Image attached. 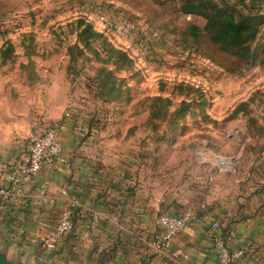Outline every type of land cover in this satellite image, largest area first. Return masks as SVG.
I'll list each match as a JSON object with an SVG mask.
<instances>
[{
  "label": "rangeland",
  "instance_id": "374dc122",
  "mask_svg": "<svg viewBox=\"0 0 264 264\" xmlns=\"http://www.w3.org/2000/svg\"><path fill=\"white\" fill-rule=\"evenodd\" d=\"M185 2L0 0L1 99L42 129L57 127L45 121L43 97L63 76L62 98L75 94L87 124L82 136L126 148L151 140L166 168L197 171L193 185L209 202L264 215V6L212 0L235 19L253 18L255 38L237 53L211 42ZM99 16L127 18L135 34L107 31Z\"/></svg>",
  "mask_w": 264,
  "mask_h": 264
},
{
  "label": "crops",
  "instance_id": "0c3cea01",
  "mask_svg": "<svg viewBox=\"0 0 264 264\" xmlns=\"http://www.w3.org/2000/svg\"><path fill=\"white\" fill-rule=\"evenodd\" d=\"M61 79L63 82V76ZM62 82L46 88L43 111L45 121L57 125L65 162L45 165L24 184L27 199L3 205L0 249L8 257L29 264L37 258L47 264H216L212 226L219 223L221 230L229 227L235 233L230 249L243 252L233 264H264V215L258 207L248 204L239 209L235 203L209 202L193 185L200 180L197 171L166 168L157 159L151 140L135 138L126 148L111 144L113 140L100 134L82 136L87 124L79 118L75 94L68 104L62 98ZM7 97L2 100L0 95L3 186L10 167L26 158L30 130L33 138L44 131L27 111L14 114ZM67 108L68 116H64ZM63 190L80 202L74 213V231L59 240L55 251H40L42 239L54 229L66 207L60 195ZM33 201L40 204L33 206ZM163 215L183 217L185 227L158 255L151 242L158 238L157 221ZM93 218L97 226L89 229Z\"/></svg>",
  "mask_w": 264,
  "mask_h": 264
},
{
  "label": "built area",
  "instance_id": "2783aa9c",
  "mask_svg": "<svg viewBox=\"0 0 264 264\" xmlns=\"http://www.w3.org/2000/svg\"><path fill=\"white\" fill-rule=\"evenodd\" d=\"M100 24L109 32L120 36H132L135 34V26L127 18H106L99 16ZM64 158L61 155L58 143L57 128L47 127L40 135L35 137L28 146L26 158L10 167L6 174L5 186L0 185V210L3 205L16 200L27 199L28 195L24 190V184L32 180L45 165L60 163ZM63 203L66 205L60 213V217L54 229L42 239L40 243L41 251L53 252L57 249L59 240L71 234L75 228L74 213L80 208V202L69 196L63 190L61 193ZM44 201H46L43 196ZM41 201V202H44ZM53 203V199H49ZM40 202L33 201L32 205H39ZM97 226V219L93 218L87 228L94 229ZM160 229L158 238L151 242L152 250L155 254H163L171 243L173 237L181 232L185 227V219L179 216L163 215L157 221ZM212 245L216 253V264H233L243 256L242 250L232 251L229 243L235 238V233L230 229L225 234L221 232L219 223L213 224Z\"/></svg>",
  "mask_w": 264,
  "mask_h": 264
},
{
  "label": "trees",
  "instance_id": "16d2710c",
  "mask_svg": "<svg viewBox=\"0 0 264 264\" xmlns=\"http://www.w3.org/2000/svg\"><path fill=\"white\" fill-rule=\"evenodd\" d=\"M248 1L249 9L252 6H264V0ZM181 10L184 14L203 16L205 19L203 30L209 35L210 41L219 44L226 51L242 53L245 50V45L255 38L256 30L251 26L253 18L249 13L235 19L233 15L213 3L212 0H186ZM82 23L79 22L76 26L83 27L81 34L88 38L92 32L88 25ZM192 30L194 29L192 28ZM229 230V227H226L221 232L225 234Z\"/></svg>",
  "mask_w": 264,
  "mask_h": 264
},
{
  "label": "water",
  "instance_id": "95a60500",
  "mask_svg": "<svg viewBox=\"0 0 264 264\" xmlns=\"http://www.w3.org/2000/svg\"><path fill=\"white\" fill-rule=\"evenodd\" d=\"M41 251V249H40ZM0 264H29L24 262L21 258L15 257L10 258L8 257L6 251L0 249ZM34 264H47L46 260H41L39 258L35 259Z\"/></svg>",
  "mask_w": 264,
  "mask_h": 264
}]
</instances>
